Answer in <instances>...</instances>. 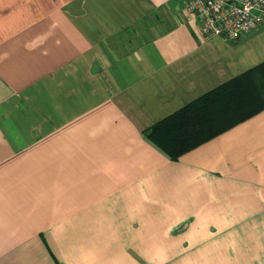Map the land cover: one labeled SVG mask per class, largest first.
I'll use <instances>...</instances> for the list:
<instances>
[{"label":"crops","instance_id":"1","mask_svg":"<svg viewBox=\"0 0 264 264\" xmlns=\"http://www.w3.org/2000/svg\"><path fill=\"white\" fill-rule=\"evenodd\" d=\"M184 3L0 0V264H264V108L145 135L264 63V21L204 40Z\"/></svg>","mask_w":264,"mask_h":264},{"label":"trees","instance_id":"2","mask_svg":"<svg viewBox=\"0 0 264 264\" xmlns=\"http://www.w3.org/2000/svg\"><path fill=\"white\" fill-rule=\"evenodd\" d=\"M243 93L254 97L243 95L242 101ZM263 108L264 63L187 104L154 124L145 135L175 160Z\"/></svg>","mask_w":264,"mask_h":264},{"label":"built area","instance_id":"3","mask_svg":"<svg viewBox=\"0 0 264 264\" xmlns=\"http://www.w3.org/2000/svg\"><path fill=\"white\" fill-rule=\"evenodd\" d=\"M184 7L204 40L234 42L264 21V0H185Z\"/></svg>","mask_w":264,"mask_h":264}]
</instances>
